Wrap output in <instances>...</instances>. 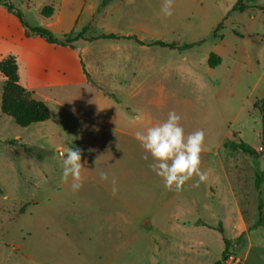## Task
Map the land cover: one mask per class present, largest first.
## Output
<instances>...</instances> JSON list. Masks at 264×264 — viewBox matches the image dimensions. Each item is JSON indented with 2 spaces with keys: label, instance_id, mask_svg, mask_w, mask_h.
I'll return each mask as SVG.
<instances>
[{
  "label": "rangeland",
  "instance_id": "374dc122",
  "mask_svg": "<svg viewBox=\"0 0 264 264\" xmlns=\"http://www.w3.org/2000/svg\"><path fill=\"white\" fill-rule=\"evenodd\" d=\"M9 1L32 26L47 21L40 11L52 4ZM236 1L173 0V15L165 17L164 0L103 6L102 0H53L57 11L75 14L74 31L91 27V36L131 31L145 43H193L199 51L216 43L221 50H239L246 42L248 52L237 55L231 88L211 86L207 78L195 83L172 70L153 79L159 78L158 88L148 80L140 89H119L118 41L101 38L79 51L91 81L59 94L40 90L56 99L46 102L48 120L22 127L0 111V264H213L224 238L237 264H264V225L238 238L258 219L260 201L264 208V182L254 186L255 174L264 170V45L236 34L252 13L264 29V12L253 7L264 0H249L247 11L228 14ZM219 23L220 40L213 38ZM127 110L143 117L135 133L166 120L170 111L180 116L186 135L202 130L199 168L207 179L198 182L193 175L179 190L165 188L136 137L117 132V114ZM226 142H244L257 154L231 150ZM70 147L81 150L83 166L75 192L71 179L61 180L59 153Z\"/></svg>",
  "mask_w": 264,
  "mask_h": 264
},
{
  "label": "crops",
  "instance_id": "0c3cea01",
  "mask_svg": "<svg viewBox=\"0 0 264 264\" xmlns=\"http://www.w3.org/2000/svg\"><path fill=\"white\" fill-rule=\"evenodd\" d=\"M43 1L52 2L53 4V0ZM248 2L244 1L246 7L239 12L248 10ZM52 4L50 5L52 6ZM253 7L256 10L264 12V4L254 3ZM45 19L47 21L42 23V26L50 29L55 34H60V37L70 31L74 33L79 32L74 31L76 17L73 12H59L53 7L52 14L45 17ZM262 20L264 23V19ZM255 22L256 16L252 13L249 21L245 24L246 28L244 32L236 31V34L243 40H245L247 35H250L253 39L252 42L260 38L262 45H264V29L257 28ZM88 28L83 38L73 41L74 47L56 45L47 42L39 35L27 36L19 18L14 13L8 11L6 7L0 5V59L7 54L15 55L19 82L32 93L34 98L42 100L47 105V100L54 101L56 99L55 97L42 94L40 90L47 89L52 93L59 94L60 92H65L67 87L71 85L84 84L89 81L82 71L80 60L83 58L80 57L79 51H86L88 43H98L101 38L88 39L91 37V35H88L91 27ZM102 33H114L119 36L118 38H102L116 39L118 41L116 48L119 53L117 55L115 72L119 78L117 84V88L119 89H140L145 81H152L159 75L165 78L172 70L178 71L182 75V78L189 79L195 83L202 84L207 78L211 86L218 84L219 86H223V88L224 86L231 88L232 82L236 79L238 68L237 55L248 52L246 42H242L239 50L236 47L221 50L218 43H216L212 49L199 51L192 48L193 43H185L190 46L184 48H178L180 45L176 43L174 44L177 47L174 48L165 46L151 48L152 45H155L152 44L153 42L145 43L144 40L146 38L131 31ZM215 39L220 40L222 38ZM211 52L220 57V63L213 67L208 64V57ZM84 67L90 78L93 79V74L85 63ZM0 81H4V76L1 73ZM154 82L156 85L151 87L158 88L159 78ZM222 89L220 88V92H216L215 95L220 96ZM55 102L58 103V101ZM152 102L156 103L157 99L154 98ZM121 104V101H119L118 105ZM127 111L117 114V132L134 137L135 131L139 130L141 126V122L135 119L138 114H133L129 110ZM110 118L112 120L114 115ZM210 190H213L212 186H210ZM237 207L238 213H240L238 203ZM198 226H207V224ZM243 231L246 232L247 229Z\"/></svg>",
  "mask_w": 264,
  "mask_h": 264
},
{
  "label": "trees",
  "instance_id": "16d2710c",
  "mask_svg": "<svg viewBox=\"0 0 264 264\" xmlns=\"http://www.w3.org/2000/svg\"><path fill=\"white\" fill-rule=\"evenodd\" d=\"M111 0H102L100 6L106 5ZM249 1V0H247ZM243 0H237L231 11H242L246 7L245 3H242ZM0 5L6 7V9L14 13L20 20L22 26L24 27L25 34L30 35H39L43 37L47 42L54 43L56 45L70 46L74 47L73 41L79 38H83L86 31L89 29L87 26L84 27L81 31L74 33L70 31L64 34L62 37H56L49 29L42 26H31L24 19L22 13L16 9L11 2L8 0H0ZM53 7L51 5H44L41 8L40 13L48 17L52 14ZM222 28V23H219L213 31V38H221V35H215L218 29ZM119 36L114 33H102L97 36H91L88 39L96 38H118ZM152 44L174 48L177 47L174 43H166L160 40L153 42ZM189 44H184L178 48L189 47ZM81 68L86 78L91 81L89 74L87 73L84 63L80 60ZM220 63V57L214 53H210L208 57L209 66L213 67ZM17 59L13 54H7L0 59V73L4 76L2 96L0 101V111L3 114L11 117L19 126L25 127L33 123L44 122L50 118V112L47 105L42 101L34 98L32 93L28 91L20 82L17 72ZM225 145L231 150H242L249 153L250 155H256L257 151L248 147L244 142H229ZM264 182V170L257 172L255 174L254 186L256 189H259L261 183ZM259 215L256 222L247 228V230L254 229L258 226L264 225V208L263 204L260 201L258 204ZM198 225H206L203 222H198ZM220 233L222 228L219 226L216 228ZM245 231H242L238 238H241L245 235ZM230 240L224 238V249L221 252V256L213 264H221L230 254Z\"/></svg>",
  "mask_w": 264,
  "mask_h": 264
},
{
  "label": "clouds",
  "instance_id": "9594fccd",
  "mask_svg": "<svg viewBox=\"0 0 264 264\" xmlns=\"http://www.w3.org/2000/svg\"><path fill=\"white\" fill-rule=\"evenodd\" d=\"M173 0H164L161 12L165 17L173 15ZM136 121H142L143 117L137 115ZM180 116L175 111L168 113L167 119L155 125L147 126L143 131L135 133L146 155L152 158L149 167L155 174L162 178L164 187L179 190L193 175L199 177L198 182L207 179V175L200 171V153L203 150L204 132L202 130L185 134L180 125ZM62 158V182L67 183L71 179V190L78 191L82 187L81 150L68 148L59 153ZM101 180H107L108 174L100 173ZM113 193H115V181H113Z\"/></svg>",
  "mask_w": 264,
  "mask_h": 264
},
{
  "label": "built area",
  "instance_id": "2783aa9c",
  "mask_svg": "<svg viewBox=\"0 0 264 264\" xmlns=\"http://www.w3.org/2000/svg\"><path fill=\"white\" fill-rule=\"evenodd\" d=\"M238 260L233 258L232 255H229L223 262L222 264H237Z\"/></svg>",
  "mask_w": 264,
  "mask_h": 264
}]
</instances>
